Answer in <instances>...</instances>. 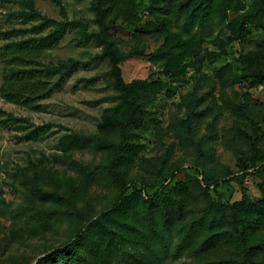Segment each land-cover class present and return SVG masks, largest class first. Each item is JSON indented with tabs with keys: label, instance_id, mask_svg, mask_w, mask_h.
I'll list each match as a JSON object with an SVG mask.
<instances>
[{
	"label": "rangeland",
	"instance_id": "374dc122",
	"mask_svg": "<svg viewBox=\"0 0 264 264\" xmlns=\"http://www.w3.org/2000/svg\"><path fill=\"white\" fill-rule=\"evenodd\" d=\"M30 1L39 14L27 15ZM59 2L0 0V84L6 45L33 44L60 21L70 24L38 61L79 62L38 108L0 95V264H240L248 245L264 261V80L251 76L264 73V13L237 28L264 0ZM42 16L56 23L36 29ZM96 35L120 54L154 55L120 63L134 85L130 118ZM112 119L127 121L131 133L116 167L131 183L122 199L113 149L89 138L119 141ZM199 170L212 201L248 196L262 208L234 222L228 210L206 209ZM214 179L227 181L213 188ZM167 183L186 190L174 192L166 211L155 206L152 218L143 198ZM70 240L75 251L45 259Z\"/></svg>",
	"mask_w": 264,
	"mask_h": 264
},
{
	"label": "trees",
	"instance_id": "16d2710c",
	"mask_svg": "<svg viewBox=\"0 0 264 264\" xmlns=\"http://www.w3.org/2000/svg\"><path fill=\"white\" fill-rule=\"evenodd\" d=\"M58 4L59 0H54ZM30 11L27 15L39 14L38 11L34 8L32 1H30ZM264 13V4L257 7L253 14H244L241 19H239L237 28L239 30H243L247 23L253 21H260L261 16ZM56 23L55 20L49 17L42 16L41 21L36 24L34 27L36 29H42L48 25H52ZM68 21H60L57 25L49 31V34L45 37L33 38V44L27 43L26 41H16L12 42L9 45H6L8 49L7 54L10 56L8 59L3 58V60H7V64L4 68L3 80L0 84V95L5 100L9 102H13L20 105H25L30 108H38V101L44 97H47L54 88L58 86L60 81L67 75H70L78 65V61H71L69 65H54V64H41L38 61V57L40 56L43 49L47 46L57 43L58 36L63 32L64 28L69 25ZM202 29L205 28L206 23L201 24ZM83 35L86 38L92 36L91 33H87L86 31H82ZM96 39H98L102 44V50L98 54L100 58H107L110 62L111 66L109 69V74L113 79V84L115 88L119 91L120 98V106L122 112L126 115L127 118H130L134 111V103L131 97V93L133 90V83H127L121 73L120 63L122 60L135 55H144L149 58H152L153 54H145L142 51L134 50L129 52L128 54H120L112 45V42L107 38H101L96 35ZM2 54V53H1ZM189 66V64H185L182 66H177L174 73H184L185 67ZM57 75V79H53L54 76ZM257 81L262 82L264 80V73H251ZM110 122L116 123L121 128V139L117 142H102L98 139L93 138L99 146L112 148L114 151V157L112 162L109 164L111 170L114 172V176L116 178L118 187L120 189V199L124 196V192L130 187V182L125 181L120 175L116 173V167L118 165V161L126 151L131 142V133L127 127V121L112 119ZM38 130V129H37ZM36 133L39 134L40 131ZM183 170L182 166L176 167L170 174V178L173 179L179 172ZM202 179L207 182L205 187H201L199 183V188L203 191V194L208 198V202L206 205V209H212L216 213L225 214L226 210H228V220L236 221L242 220L243 218L250 217L252 213H257L262 208L263 204L254 199H251L248 196H244V198L240 201H236L232 204H223L216 203L212 201L209 195L210 191V183H208V176L204 173L203 170H199ZM227 179H214L212 180L213 188H216L220 183L226 182ZM167 184H162L160 187L155 189L152 193L147 194L143 201L146 205L147 214L153 218V208L155 206H161L164 211H166L167 203H172L177 199L174 195V192L179 193L180 191L186 190L184 185H180L178 183L175 188H168ZM146 194V193H145ZM122 202V200H121ZM122 204V203H120ZM119 204V205H120ZM213 218V217H212ZM77 242L74 240L67 241L63 245H60L53 249L48 255V261L53 259H57L60 261L61 255L67 251H75ZM255 246L248 245L246 250L243 253V259L240 264H264L263 260H256L253 256L255 254ZM76 255V253H75ZM123 258H125L123 256ZM62 264H65L61 262ZM39 264V262L37 263ZM87 264H90L87 262Z\"/></svg>",
	"mask_w": 264,
	"mask_h": 264
}]
</instances>
